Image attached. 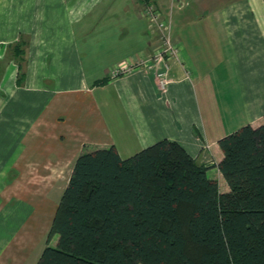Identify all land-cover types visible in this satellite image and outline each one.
I'll return each instance as SVG.
<instances>
[{
  "label": "crops",
  "instance_id": "crops-1",
  "mask_svg": "<svg viewBox=\"0 0 264 264\" xmlns=\"http://www.w3.org/2000/svg\"><path fill=\"white\" fill-rule=\"evenodd\" d=\"M188 1L0 0V264L38 263L58 207L51 194L64 192L89 147L114 146L127 159L175 141L229 191L220 139L264 123V0H196L201 16L190 24L213 21L217 36L184 37L174 28L179 58L164 90L142 67L113 72L159 47L147 2L170 19V9ZM216 55L227 58L234 86L223 105L214 96L222 78L204 62Z\"/></svg>",
  "mask_w": 264,
  "mask_h": 264
},
{
  "label": "trees",
  "instance_id": "trees-1",
  "mask_svg": "<svg viewBox=\"0 0 264 264\" xmlns=\"http://www.w3.org/2000/svg\"><path fill=\"white\" fill-rule=\"evenodd\" d=\"M219 147L224 193L168 139L127 159L114 146L82 153L37 264H264V123Z\"/></svg>",
  "mask_w": 264,
  "mask_h": 264
},
{
  "label": "built area",
  "instance_id": "built-area-1",
  "mask_svg": "<svg viewBox=\"0 0 264 264\" xmlns=\"http://www.w3.org/2000/svg\"><path fill=\"white\" fill-rule=\"evenodd\" d=\"M144 17L149 25L158 32L160 42L157 51L149 59H138L131 65H121L113 72L115 76H120L142 67L155 76L159 88L164 90L172 81L170 77L172 64L179 58V49L172 36V22L163 17L160 9L154 3L145 6Z\"/></svg>",
  "mask_w": 264,
  "mask_h": 264
},
{
  "label": "rangeland",
  "instance_id": "rangeland-1",
  "mask_svg": "<svg viewBox=\"0 0 264 264\" xmlns=\"http://www.w3.org/2000/svg\"><path fill=\"white\" fill-rule=\"evenodd\" d=\"M195 3H196V0H189L184 9L180 10L179 6L173 8L172 9V15H171V9H170V20L172 21V33L174 32V28L176 27V29L179 28V30H180L179 35L184 36V37H194V38L198 37V36L199 37H207V35H206L207 33L210 34V36H212V37L214 35L217 36V34L214 32V29H213L212 24H211V23H213V21H211L210 24H207L205 19H203L201 24L204 27L202 29L201 28L197 29L196 23L190 24L191 21H196L201 16V14L198 13L194 9ZM184 14L186 16H191V17H189L187 20H185ZM200 20H199V22H200ZM173 24H174V27H173ZM211 28H212V30H211ZM211 46H216V47L219 46L220 47L221 45H211ZM216 56L217 57H215V60L205 59L204 62H205V64H207L209 66L210 65L214 66L216 69V72L222 78V82L221 81L220 82L222 84L223 90H222V88H218V90L214 93V96H215V98H218V100L222 99L221 102L223 105L226 103V101L230 102L232 100L233 95H234V91H233L234 86H233V82L230 79L231 78V76H230L231 67H230V64L228 63L227 58H225V56L222 55L223 60H221V59H219L220 58L219 55H216ZM208 63H210V64H208ZM213 76H212V78H213ZM226 87L228 88L227 92H226ZM91 148L92 147L87 148L86 151L87 150L92 151ZM90 151H87V152H90ZM62 194H63V191L59 192L56 189L51 194V197L54 199V202H56L58 204L60 197H62ZM47 238H48V236H47ZM47 238L45 240L46 243H47ZM53 238H52L50 243H51L52 247H55L56 244L54 243Z\"/></svg>",
  "mask_w": 264,
  "mask_h": 264
}]
</instances>
